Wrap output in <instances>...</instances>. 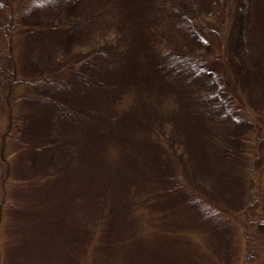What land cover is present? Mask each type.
<instances>
[{
    "label": "rangeland",
    "instance_id": "obj_1",
    "mask_svg": "<svg viewBox=\"0 0 264 264\" xmlns=\"http://www.w3.org/2000/svg\"><path fill=\"white\" fill-rule=\"evenodd\" d=\"M19 4L0 0V66L59 75L9 83L25 97L2 162L18 183L0 190V264H264V0ZM197 13H218L207 40ZM201 54L247 111L207 113L217 79Z\"/></svg>",
    "mask_w": 264,
    "mask_h": 264
},
{
    "label": "trees",
    "instance_id": "obj_2",
    "mask_svg": "<svg viewBox=\"0 0 264 264\" xmlns=\"http://www.w3.org/2000/svg\"><path fill=\"white\" fill-rule=\"evenodd\" d=\"M11 2L14 3H20L18 6H16L15 8H20L19 6H21L23 0H11ZM214 16L219 19L218 13H214L213 15H202L197 13L196 15L194 14V16H189L188 17V26H190L192 28V30L195 32V35L200 39H209L208 37V32L212 31L209 28V18H214ZM19 19L15 20H11L10 19L7 21V24L5 25L4 28H8L9 29V37H13L12 39H17L18 43H21L23 41V33H22V27L23 25L21 24L20 21H18ZM3 28V29H4ZM26 35V33H25ZM221 41V43H223V40L219 39ZM212 41H209V44L211 46ZM207 42L205 43L206 47L207 45H209ZM200 53H203V51H200ZM200 60H198L197 62H200L203 64V71H207L208 73L212 74L213 77H215L217 80L214 82L216 85V89L215 90L216 93L213 92H209L210 90L207 89L204 95V100L206 101H210V105L209 103L204 104L205 105V110H207V113L209 114H214V116L221 118L223 116H226L227 118H234L236 117L235 115V111H239V112H244L247 111L246 108V104L245 101H243L242 95L240 94V92L236 91V86H235V81L230 77V75L226 72V70L224 71V79H223V75H219L218 71H216V68H214L213 65H207L210 64L211 61H209L207 58L203 57V55H200ZM4 63H2V65L0 66V71L2 72V74L0 75V111L4 110V120H5V125H4V132H0L2 133L0 136V190H3L5 192H7L8 194L10 193L11 195L13 194V189H11V185L12 184H17V180L13 179L7 172V164L5 165L2 164L3 161H6V163L9 161V159L14 156L16 154V150H10L11 152H6L5 150H7L8 146H9V141H13L15 138V118L18 117V106H20V104L23 102L21 101L24 97H25V93H19L15 90V87L12 85L9 87V83H11L12 81H14L15 83H18V87H27L30 89L34 88L35 83L40 80L43 81L44 84H46L45 81H49L51 80V78L59 75V71L55 72L53 74H46V75H42L40 76V78L36 79H30V80H21L22 77H19V72L17 70V68H14V73H13V77L12 79L8 80L7 76V70L5 69V67H3ZM221 76V77H220ZM24 79V78H23ZM6 87H5V86ZM4 87V88H3ZM225 88L226 87V96L224 95V90L223 93L221 91V88ZM5 89V90H4ZM4 92V94H3ZM29 96V95H28ZM214 103V104H213ZM163 107V106H162ZM161 107V108H162ZM165 110H168V108H166ZM165 110L162 109V111L164 112ZM164 114H167L166 112H164ZM260 121H264V117L260 120ZM0 131H2L1 129V124H0ZM158 133V132H157ZM10 149V148H9ZM12 149V148H11ZM176 178L178 179V176L176 175ZM176 191L181 194V193H187V188H188V182L186 180L183 179V183L182 185H179L178 187H175ZM252 194V191H251ZM14 196V195H13ZM150 196H152L151 199H149L150 201H152L151 203L154 204L153 202H155L157 200L156 197V193H152ZM252 198L256 197V196H251ZM249 211H243V213L241 212V215H239L238 219H242L243 220L247 219L246 216H248ZM233 222V219H232ZM252 242V240H251Z\"/></svg>",
    "mask_w": 264,
    "mask_h": 264
}]
</instances>
